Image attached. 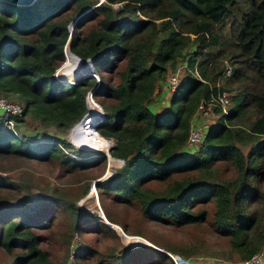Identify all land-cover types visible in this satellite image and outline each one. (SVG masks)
<instances>
[{
  "label": "trees",
  "instance_id": "obj_1",
  "mask_svg": "<svg viewBox=\"0 0 264 264\" xmlns=\"http://www.w3.org/2000/svg\"><path fill=\"white\" fill-rule=\"evenodd\" d=\"M224 22L230 38L218 26ZM66 45L84 69L91 60L98 82L92 75L79 76L74 84L55 77ZM184 56L187 73L173 92L166 90L165 105L153 106L159 83ZM61 65L57 72L68 79L82 71L69 53ZM194 66L203 80L191 73ZM96 83L93 98L111 102L102 105L95 124L99 114L95 120L92 115L99 107L91 101L88 106L86 95ZM223 90L231 93L227 113L212 106L218 116L204 139L186 148L198 103ZM0 92L17 94L23 108L21 114H7L13 119L9 127L0 115V157L57 160L67 171L107 161L101 151L64 152L63 146L74 149L64 138H24L17 129L28 110L58 129L77 128L76 136L98 134L99 150L111 137L110 155L123 165L96 181L100 192L137 202L146 218L203 228L230 260L264 248V0H34L29 5L0 0ZM150 182L167 184L155 190ZM61 206L55 194L46 193L31 195L16 208L0 207V246L13 254L10 264H50L36 230L55 222ZM67 207L77 227L76 217L86 218V212L73 203ZM91 227L117 236L103 220ZM142 249L119 255L113 248L103 252L94 244L78 245L74 256L80 264H129ZM158 252L161 258L147 264H175Z\"/></svg>",
  "mask_w": 264,
  "mask_h": 264
},
{
  "label": "rangeland",
  "instance_id": "obj_2",
  "mask_svg": "<svg viewBox=\"0 0 264 264\" xmlns=\"http://www.w3.org/2000/svg\"><path fill=\"white\" fill-rule=\"evenodd\" d=\"M218 26L230 38L228 23L224 22L218 24ZM191 48L193 46L185 48L183 53L186 50L191 51ZM186 59L187 57L184 56V58L178 60L175 68L169 70L167 77L177 69L182 72L181 74L187 73ZM223 60L228 62L226 59ZM61 64L62 62L59 66ZM227 67H230V65H226ZM224 74L227 75L225 70ZM78 75L80 77L90 76L86 75V69L82 70ZM106 76L109 77V74L106 73ZM112 76L114 77V73H112ZM167 77L159 83L160 91L155 94L152 102L153 106L156 104L155 106L159 107L167 103L166 100L170 95L166 91L167 84L165 80ZM95 78L98 79V76H95ZM70 80H74V78ZM222 84L223 79H219L218 85L221 86ZM224 91L229 95L231 94L227 90ZM0 96L8 101L17 102L22 107L21 100L17 94L0 92ZM95 101L101 107L111 102L101 96L95 98ZM97 112L100 114V110ZM3 113L4 111L0 110V115ZM217 116L218 113H213V115L209 116L211 117L210 124L213 123ZM20 120L17 132L24 138L28 140H35V138L51 139L53 136L64 138L74 148L69 149L63 146L64 152H69V154L76 150L82 153L81 150L83 149L80 144L90 148L99 146L96 134L90 136L87 131H82L76 136L74 132L77 128L69 132L70 128L61 130L53 123H42L29 110L21 116ZM108 140L113 144L114 141L111 137H108ZM246 147L242 146V149L245 151L247 150ZM106 148L105 146L102 147L103 150H106ZM189 148L191 149V147ZM103 150L96 151H101L105 154ZM188 150L185 147L182 148V151L188 152ZM106 159L105 163H90L86 167L72 168L67 171L62 169L61 164L57 160L38 161L33 159L24 160L19 157H0V182L3 184L0 186V207L7 205L16 208L15 206H22L27 203L31 195L46 193L55 194L63 203V206L56 208L59 213L56 221L36 230L41 235L40 246L49 252L50 264H80L74 256L75 248L78 245L91 244L96 245L103 252H109L113 248V253L119 255L125 254L127 249L143 247L140 254L134 255L129 264H147L150 259L159 260L161 255L158 251L164 252L168 256H180L185 259L186 264H241V261L230 260L229 253L222 250L211 239H208L203 228L191 224L176 226L146 218L142 215L137 202L128 204L121 198L115 197L112 193L107 191L100 192L96 181H101L112 175L115 170L123 165L121 158L108 157L106 155ZM183 175H175L174 177L178 178ZM166 184L167 182H150L148 185L155 190H160L165 188ZM91 190H93L92 193ZM71 203L78 205L86 212V218L82 216L76 217L77 227L74 225L71 211L67 207ZM206 206L211 207L210 204ZM101 210L104 212L108 222L119 225L121 230L129 236L136 235L143 239L132 236L124 237L125 242L116 229L114 230L117 236L112 232L104 235L99 227L95 229L91 227L92 223L104 221L100 213ZM122 225L127 229H124ZM138 242L146 243L141 244L142 246L130 245V243L137 244ZM12 259L13 254L6 253L0 246V264H10Z\"/></svg>",
  "mask_w": 264,
  "mask_h": 264
},
{
  "label": "built area",
  "instance_id": "obj_3",
  "mask_svg": "<svg viewBox=\"0 0 264 264\" xmlns=\"http://www.w3.org/2000/svg\"><path fill=\"white\" fill-rule=\"evenodd\" d=\"M67 48H68V46L66 45L64 48L65 58H66V49ZM76 57H78V56L76 55ZM65 58H64V60H65ZM77 61H78V63H80L82 65V60L80 57H78ZM85 61L88 63V69L85 68L86 74H88V73L92 74L93 73L94 75L92 74V76H97V74L94 72V69L91 65V60L86 59ZM58 67H57V69H58ZM190 71L194 76L203 80L196 66H194V68ZM225 72L227 74H229L230 67H227L225 69ZM181 73L182 72L179 69H177L172 74H170L167 77V79L165 80L166 84H167V90L169 92H173L177 88V86L180 84L181 78L183 76V74H181ZM56 74H57L56 75L57 79L64 81L65 83H68V84H73L78 79V77L80 76L78 74L77 75L74 74V75H72L74 80L68 81L66 77H60L59 76L62 74H58V72ZM228 95L229 94L223 90L219 94H217L216 96H211L208 100L202 99L198 103L197 108H196L195 112L193 113L191 120H190L188 135H187L186 141H185V147L186 148L196 147L204 139V136H205V134H206V132L210 126L211 117H209V116H211V115H213V113H215V112H213L212 106L217 107L219 109V111L223 112L224 114L227 113L228 106H229ZM22 109L23 108L20 106L19 103L14 102V101H8L6 98L0 96V110L4 111V115H5L2 119L3 125H6L8 127L12 126L13 119L8 117L7 114L12 113V114L18 115V114H21ZM170 256L172 257L175 264H186L185 259L181 258L180 256H177V255L176 256L170 255ZM241 264H264V248L261 251L254 253L249 258L241 260Z\"/></svg>",
  "mask_w": 264,
  "mask_h": 264
},
{
  "label": "water",
  "instance_id": "obj_4",
  "mask_svg": "<svg viewBox=\"0 0 264 264\" xmlns=\"http://www.w3.org/2000/svg\"><path fill=\"white\" fill-rule=\"evenodd\" d=\"M2 1H7V2H10V3H13V4H17V5H29V4H31V3H33L34 2V0H2ZM74 24H75V19L71 22V24L69 25L70 26V30H72V28H73V26H74ZM67 52L69 53V54H71L72 56H73V58H75L76 60H78V57H76V55L74 54V53H72L71 51H69L68 50V48L66 49V54H67ZM56 73H57V69H56ZM56 75V74H55ZM86 75H91V74H86ZM60 77H64V74H62V75H59ZM98 76V75H97ZM97 82H98V79H97ZM96 85H97V83L95 84V86L92 88V89H90L88 92H87V95H86V100H87V102L89 103V101H91V102H93V103H95L96 105H98L99 106V109H100V114H99V116L96 118V120L94 121V123L96 124L100 119H101V117H102V115H103V109H102V107H101V105L100 104H98L97 102H95L94 101V98H93V92H94V89H95V87H96ZM89 113V110L88 111H86L84 114H83V116L81 117V119L80 120H82L83 118H84V116L85 115H87ZM79 120V121H80ZM76 124H74L72 127H71V129H73V127L75 126ZM113 144H111V142H110V144L108 145V147L106 148V150H103L104 152H105V154L108 156V157H110L111 155H110V152H109V150H110V148H111V146H112ZM82 149H84V150H99V149H94V148H91V149H89V148H87V147H83L82 146ZM105 221V220H104ZM105 222H107V221H105ZM107 223H109V222H107ZM114 228V227H113ZM115 229V228H114ZM122 238H123V236H125V233L123 232L122 233ZM123 240H124V238H123ZM125 241V240H124ZM142 241V240H141ZM145 242H138L137 244H132V243H130V245H132V246H137V245H141V244H144Z\"/></svg>",
  "mask_w": 264,
  "mask_h": 264
},
{
  "label": "bare ground",
  "instance_id": "obj_5",
  "mask_svg": "<svg viewBox=\"0 0 264 264\" xmlns=\"http://www.w3.org/2000/svg\"><path fill=\"white\" fill-rule=\"evenodd\" d=\"M67 55H68V52H67V54H66V59H67ZM66 59H65V62H66ZM77 61V60H76ZM65 62L61 65V68H64V64H65ZM78 64H80V63H78ZM81 65V64H80ZM79 67H81V69L84 71V69H83V67H82V65L81 66H79ZM81 71L79 70V73H80ZM64 77H66V76H64ZM67 78V80L68 81H71L70 80V77H69V79H68V77H66ZM95 100V99H94ZM96 102V101H95ZM96 105V104H95ZM88 106H89V103H88ZM96 106H98V105H96ZM99 107V106H98ZM100 110V109H99ZM96 114H98V112H96L94 115H92V117H93V119L95 120V116H96ZM90 120V119H89ZM85 122H87V121H85ZM97 136H98V134H96ZM105 147H107V146H105ZM103 150V149H102ZM92 193V192H91ZM100 213H101V215H102V217H103V219L105 220V221H107L108 222V220H107V218H106V216H105V214H104V212L101 210L100 211ZM109 224L112 226V227H114L121 235H122V233H123V231L121 230V227L119 226V225H116V224H113V223H110L109 222ZM125 233V232H124ZM132 235H128L127 233H125V236H123V238L124 237H131ZM132 237H139V238H141V239H143L142 237H140V236H132ZM126 242V241H125ZM146 243V242H145ZM133 244V243H132Z\"/></svg>",
  "mask_w": 264,
  "mask_h": 264
},
{
  "label": "clouds",
  "instance_id": "obj_6",
  "mask_svg": "<svg viewBox=\"0 0 264 264\" xmlns=\"http://www.w3.org/2000/svg\"><path fill=\"white\" fill-rule=\"evenodd\" d=\"M78 79H79V78H78ZM78 79H77L75 82H77V81H78ZM75 82H74V83H75ZM74 83H73V84H74Z\"/></svg>",
  "mask_w": 264,
  "mask_h": 264
}]
</instances>
